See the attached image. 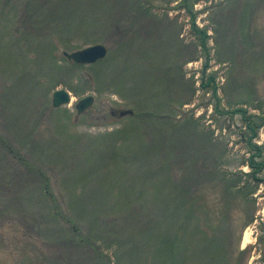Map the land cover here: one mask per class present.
<instances>
[{
	"label": "rangeland",
	"instance_id": "374dc122",
	"mask_svg": "<svg viewBox=\"0 0 264 264\" xmlns=\"http://www.w3.org/2000/svg\"><path fill=\"white\" fill-rule=\"evenodd\" d=\"M133 1L0 0V264H67L72 231L61 215L84 234L87 227L103 238H91L104 254L102 264L111 258L106 241L117 238L124 239L127 263L139 264L133 236L149 238L160 226L149 222L142 232L135 220L120 215L112 224L107 216L109 210H123L139 221L140 212L146 213L143 203L157 208L171 192L163 172L168 167L174 179L192 181L196 170L189 159L183 162L176 153L164 158L152 150V132L159 128L161 138L171 123L194 149L187 154L202 150V163L215 172L200 181L196 176L186 193L195 219L221 236L232 264H264V185L253 188L250 202L238 195L227 198L218 190L221 174L212 159L227 148L226 170H249L236 167L238 158L247 156L236 133L238 115L235 125L225 128L231 121L215 108L235 100L231 83L250 87L252 100L264 103V0H200L193 6L195 26L209 36L208 62L192 29V0H138L151 9L148 16L134 11ZM244 9L255 33L254 60L262 64L256 71L231 21ZM95 44L107 49L95 64L75 66L62 56ZM229 56L237 62L227 64ZM60 89L70 102L55 111L51 96ZM85 96L94 103L77 116L74 106ZM122 110L133 114L120 117ZM141 112L147 115L137 123L133 117ZM193 124L213 137L208 146L189 140L186 127ZM254 142L264 144V126Z\"/></svg>",
	"mask_w": 264,
	"mask_h": 264
},
{
	"label": "trees",
	"instance_id": "16d2710c",
	"mask_svg": "<svg viewBox=\"0 0 264 264\" xmlns=\"http://www.w3.org/2000/svg\"><path fill=\"white\" fill-rule=\"evenodd\" d=\"M139 1H133L134 11H137V13L141 16H148L151 12V9L149 8V6L144 5ZM184 1L186 2V0ZM198 1L200 0H192L189 5L190 8L188 7L187 3H184L181 7H188V11L192 15L191 24L194 31V36L196 40L199 41L198 46L200 47L201 51L206 52L204 57L208 62L210 56L206 48V41L209 36L207 35L206 30L198 29L195 26V15L191 10ZM245 13V9L240 14L236 12L234 16L236 18L232 20L233 15H231V21H234L235 25L239 28L238 32L240 33V38L243 40L241 41L244 44L243 46H245V49L249 47V50H247V52L245 51V54H250V56L252 57L251 60L253 61L255 58V50L253 51L254 46L251 45L250 42L251 37L255 33L254 30L250 28V25L247 24ZM232 28H234V26ZM195 59H197V57L193 58L192 61H195ZM245 61H250L249 56L245 58ZM225 62L229 65H233L235 62H237V57L229 56L227 57V60ZM257 62V60H254L251 63L252 71L259 70L260 66L258 65H262ZM263 70L264 66L262 65L260 72ZM249 85L250 83L247 84V86ZM234 89L237 90L235 100H231L230 102L228 101L226 103L227 108L223 110H220V106L219 104H217V109L215 108V110L221 116H225V118L231 121V123L225 128H229L230 126L232 127L233 125H235V122H233L234 116L238 115L240 125L236 126V133L240 138L241 143H243V145L245 146L247 156L243 155L242 157L238 158L236 167L238 169L239 167L241 168L242 166H246L249 170L248 172H242L241 170H239L238 172L236 170H226L223 163L230 161V159L228 158L229 154L227 155L226 152L227 148H225L219 154L220 156L218 155L217 157H213L212 159L215 161V165L217 167L216 170L221 174V181H219L220 186H218V190H222L227 198L230 196L232 197L238 195L243 200L250 202V197L252 196V193L254 191L253 188H255L258 184L264 185V144L258 145L254 142L258 138L260 128L264 126V103L252 100V92L250 90V87L241 88L240 86L231 83L232 92L234 91ZM174 93L175 91L173 92V94ZM172 101H174V99H172ZM245 106H248L253 111H257L259 114L249 113L247 108H244ZM53 109L55 111H58L57 108ZM142 114L147 115V113L145 112L134 115L135 117L133 118L136 122L142 120ZM157 116L158 112H155L151 115V117L155 119L157 118ZM164 118L171 121L169 117L164 116ZM146 120L148 119H145V121ZM171 124L172 130L170 129L171 131L169 132V134L165 133V135L161 138V131H159V128L157 130L155 129L152 132L153 134H151L150 137L152 144L155 146L154 148H152V150L155 154H163L162 157L164 158H166L167 155L168 157H170L171 155L175 156L174 154L176 153L180 154L181 158H184L180 159L183 160V162L189 159L192 162V172L194 173L193 170H196V173H194L193 175L191 174L192 181H189L188 178H185L184 176H178L180 180L174 179L173 173H171V170L168 167V169H165L163 172L169 174V177H165L164 180L168 181V184L171 185V192L169 194H164V196L158 201L157 208L150 209L148 208L146 203H143L142 207L146 209V213L140 212V215L144 214V216L139 217V221L136 219H129V215L131 214L123 213V210L116 211V209L109 210L111 213H109L110 216H107V219L112 224H116L118 222V217L120 215L123 216V219H126L125 221L130 220L131 222H133L135 220V223L140 224L142 232L147 231V224H149V222L154 224L157 223L160 226L161 230H159L156 234H150L149 238L143 239L140 235V238L139 236L138 238L133 236L135 240L133 251L135 253H138L139 255L141 254V260L139 264H232L233 258L229 255L228 251L225 250L221 236L219 235L218 237V235L215 233L216 230L212 232L211 230H207L206 228H208V226H206L205 228L203 225H201L202 221L197 222L194 217L195 214L192 211V206H189L192 203V199H190V197H187L188 195H186V193L191 188H193V185H196V183H194L196 176L200 181L203 178L206 179L208 175L210 176L215 174V172L213 170H210L209 168H205V164L202 163L201 159H206V155L202 150L199 151L198 154H187L188 150L192 152L194 151V149L188 148V146H186L188 140L184 141L183 136H179L181 132L180 126L178 127L177 125H174L175 123ZM190 126V128L186 127L188 128V135L190 136L189 140L192 141V139H194V141H198L199 144H202L198 146H208L213 137H211V135L207 131H203L202 129L197 130L194 124ZM186 165L187 168H185L184 170L186 171L189 169V173H191L190 166L188 164ZM205 182L207 181L205 180ZM178 183L181 185H178ZM138 202L140 203L141 201ZM138 202H135L131 205H136L138 204ZM172 202H175L177 206L172 208ZM133 214L134 213H132V215ZM61 216L62 220H64V222L68 224V226H70V229L72 231V239L70 240L68 245L70 243L72 245H69V247H71L69 250L73 248L74 249L71 250L72 252L68 250L70 256L68 255L67 259H70V261L67 264H100V260L102 258L104 261L105 257L101 252L100 246L98 245V243L91 240V238H94L93 240L95 241L103 240V238L97 236L96 234H91L87 227L85 228L87 236H85L86 233L84 234L83 230L80 228V225L77 226L76 222H74L71 217H68V215ZM145 217L149 218L146 220ZM143 218L145 219L144 222H142ZM223 221L226 222V217L224 219V216L222 215L221 222L223 223ZM223 231L225 232L224 229ZM138 234H141V232ZM117 239V242L105 240L107 250H109L111 253V258L109 259L107 264H128L127 262H129L130 260L127 257L130 256H128L126 252L124 239L122 241H120L121 239L119 238ZM149 240L152 242H150ZM260 241L261 246L264 249V232ZM142 253L147 255L142 258ZM73 254L75 255L74 257Z\"/></svg>",
	"mask_w": 264,
	"mask_h": 264
},
{
	"label": "water",
	"instance_id": "95a60500",
	"mask_svg": "<svg viewBox=\"0 0 264 264\" xmlns=\"http://www.w3.org/2000/svg\"><path fill=\"white\" fill-rule=\"evenodd\" d=\"M107 55V49L101 44L90 45L79 50L72 51L70 53L63 52L62 56L75 64L88 65L93 64ZM69 102V94L65 90H56L52 94L51 105L53 107H58L60 105L66 104ZM94 102L92 96H86L77 101L75 105L76 112L78 114L85 111L89 108ZM133 112L131 110H122L118 112L120 117L131 115Z\"/></svg>",
	"mask_w": 264,
	"mask_h": 264
},
{
	"label": "bare ground",
	"instance_id": "6f19581e",
	"mask_svg": "<svg viewBox=\"0 0 264 264\" xmlns=\"http://www.w3.org/2000/svg\"><path fill=\"white\" fill-rule=\"evenodd\" d=\"M244 241H247V235L244 236Z\"/></svg>",
	"mask_w": 264,
	"mask_h": 264
},
{
	"label": "flooded vegetation",
	"instance_id": "af4514ba",
	"mask_svg": "<svg viewBox=\"0 0 264 264\" xmlns=\"http://www.w3.org/2000/svg\"><path fill=\"white\" fill-rule=\"evenodd\" d=\"M112 114H114L113 112H111Z\"/></svg>",
	"mask_w": 264,
	"mask_h": 264
}]
</instances>
